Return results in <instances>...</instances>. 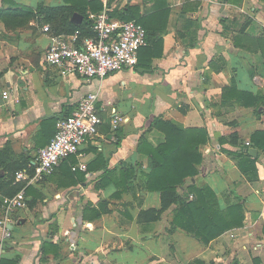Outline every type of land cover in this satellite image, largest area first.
I'll use <instances>...</instances> for the list:
<instances>
[{
  "label": "crops",
  "instance_id": "obj_1",
  "mask_svg": "<svg viewBox=\"0 0 264 264\" xmlns=\"http://www.w3.org/2000/svg\"><path fill=\"white\" fill-rule=\"evenodd\" d=\"M71 5L77 9L67 17L39 10ZM129 6L151 28L139 64L88 80L62 76L44 63V54L53 36L68 35L56 29L64 31L69 21L84 25L85 18L92 24L99 12L82 0H0V154L7 149L5 157L30 158L22 170L33 172L58 120L89 93L98 94L101 119L98 134L76 156L26 193L10 238L3 241L0 232V264L3 258L16 264H264V148L254 141L264 133V0H111L109 15ZM23 9L32 13L11 16ZM29 23L30 30L7 32ZM49 24L55 31H44ZM239 92L258 100L245 105ZM157 120L207 132L197 175L178 191L210 187L221 210L241 203V227L205 246L172 230L175 204L155 222L141 215L162 207L161 193L143 186L150 147L166 142ZM239 148L257 150V156L246 151L257 159L256 176L244 174L224 150ZM81 163L86 171L72 170ZM6 174L0 167V180ZM13 196L0 193V217ZM90 207L101 217H86Z\"/></svg>",
  "mask_w": 264,
  "mask_h": 264
},
{
  "label": "trees",
  "instance_id": "obj_2",
  "mask_svg": "<svg viewBox=\"0 0 264 264\" xmlns=\"http://www.w3.org/2000/svg\"><path fill=\"white\" fill-rule=\"evenodd\" d=\"M82 1L92 11L100 12L103 8L102 4L97 0ZM24 9L21 13H11V16L20 17L23 14L32 13V11ZM76 9V5H71L69 7L42 8L39 10L41 14L47 12V14L52 16L62 14L67 17L76 11ZM110 16L111 18L118 17L123 21L135 20L142 24L147 30V41L149 40V30L151 28H148L145 19L139 16L138 8L129 6L121 13L113 11ZM85 21L86 24L80 26L69 21L67 28L62 29L64 31L61 32L56 29V33H66L69 35L79 30L82 37L93 36L92 24L86 18ZM158 40L161 39L158 38ZM238 94L244 99L245 105H250L253 100H258L247 93L239 92ZM156 126H159L161 131L165 133L166 142L157 148L150 147L148 156L151 172L143 174L145 177L143 186L148 191L161 193L162 207L160 210L151 209L143 211L141 215L146 220L155 222L160 219L161 214L166 209L175 204L177 206L173 211L172 230L180 229L205 246H208L225 231L241 227L245 217L241 203L221 210L218 197L210 187L205 186L200 189L192 187L189 188L188 193L185 195H181L178 191L180 187L185 185L186 179L197 175L196 166L201 164L204 159L199 152V146L208 141L207 132L202 128L181 130L171 122H162L159 120H157ZM262 136H264V133H257L254 135V141L256 146L263 149L264 144L261 143ZM224 150L234 156L237 160L238 167L244 174L256 176L257 159L251 158L243 148H239L235 152L227 149ZM5 152H7V149L0 154V167L8 174L0 180V193L3 196H13L18 194L24 186L23 183L13 185L15 183L16 172L27 168L31 165V162L30 158L25 156L19 159L5 157ZM32 187L29 186L26 188L27 194L31 192ZM191 195H193V199H191ZM1 201L2 197L0 198V203ZM87 213L93 215L92 219L99 218L102 215V212L91 207L85 210L84 215L86 217L88 216ZM1 264H16V262L3 258Z\"/></svg>",
  "mask_w": 264,
  "mask_h": 264
},
{
  "label": "built area",
  "instance_id": "obj_3",
  "mask_svg": "<svg viewBox=\"0 0 264 264\" xmlns=\"http://www.w3.org/2000/svg\"><path fill=\"white\" fill-rule=\"evenodd\" d=\"M94 1V0H89ZM103 8L91 15L93 36L82 37L79 30L70 35H57L44 54V63L56 69L62 76L78 75L86 79H106L124 68L139 64V53L146 47L147 30L137 21L111 19V0H97ZM50 31L49 26L44 27ZM4 98L7 93L4 92ZM98 94L89 93L78 104L72 114L62 117L57 123V132L49 144L39 149L33 172L20 170L15 180L23 183L22 190L3 203L0 217V232L3 241L11 236L9 225L12 216L27 207L26 188L34 186L45 176L52 175L56 168L69 158L76 156L89 138L98 134L101 119L98 115ZM120 118L115 115L114 123ZM73 171H86V164L72 166Z\"/></svg>",
  "mask_w": 264,
  "mask_h": 264
},
{
  "label": "rangeland",
  "instance_id": "obj_4",
  "mask_svg": "<svg viewBox=\"0 0 264 264\" xmlns=\"http://www.w3.org/2000/svg\"><path fill=\"white\" fill-rule=\"evenodd\" d=\"M19 18V17H18ZM18 18H16V19H18ZM20 19V18H19ZM32 19H34V18H32ZM7 22H13L14 24L15 23H18V21L17 20H15V19H13V18H8V20H7ZM28 22H31V20H29ZM50 25V24H49ZM51 26V28H50V30L51 31H53L54 30V28L52 27V25H50ZM34 26H31V23H29V24H26L25 26H23V27H9L8 29H7V32L8 33H18L19 31H20V29H25V30H30V29H32ZM41 27H43V25H41ZM53 29V30H52ZM55 31V30H54ZM16 35V34H15ZM1 210V209H0ZM25 210V209H24Z\"/></svg>",
  "mask_w": 264,
  "mask_h": 264
},
{
  "label": "water",
  "instance_id": "obj_5",
  "mask_svg": "<svg viewBox=\"0 0 264 264\" xmlns=\"http://www.w3.org/2000/svg\"><path fill=\"white\" fill-rule=\"evenodd\" d=\"M247 151L251 156H257V150L256 149H248Z\"/></svg>",
  "mask_w": 264,
  "mask_h": 264
}]
</instances>
